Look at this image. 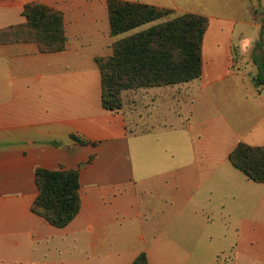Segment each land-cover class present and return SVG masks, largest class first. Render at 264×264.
Masks as SVG:
<instances>
[{
    "label": "crops",
    "instance_id": "0c3cea01",
    "mask_svg": "<svg viewBox=\"0 0 264 264\" xmlns=\"http://www.w3.org/2000/svg\"><path fill=\"white\" fill-rule=\"evenodd\" d=\"M123 1L210 20L202 78L168 87V104L155 88L149 126L135 133L136 100L119 112L102 104L96 60L125 37L111 36L109 0H0V29L39 3L64 14L68 39L49 54L0 45V264H133L143 252L149 264H264V184L229 160L241 142L264 146L258 68L253 56L254 73L232 67L256 0ZM37 169L80 173V213L63 229L32 212Z\"/></svg>",
    "mask_w": 264,
    "mask_h": 264
},
{
    "label": "trees",
    "instance_id": "16d2710c",
    "mask_svg": "<svg viewBox=\"0 0 264 264\" xmlns=\"http://www.w3.org/2000/svg\"><path fill=\"white\" fill-rule=\"evenodd\" d=\"M113 54L97 58L102 77V104L111 112L123 109L124 91L173 87L191 83L203 76V46L209 18L196 14L172 17L147 29L143 27L174 15L170 9L123 0L108 2ZM25 24L0 29V45L34 43L41 53H59L67 49L64 14L39 3L24 7ZM139 30L135 33H132ZM253 61L258 74L253 83L264 88V28L255 44ZM236 64V63H235ZM75 140L82 144L86 141ZM231 164L250 181L264 184V146L244 142L229 156ZM39 194L32 212L52 226L63 229L80 213L81 183L78 170H36ZM133 264H149L141 253Z\"/></svg>",
    "mask_w": 264,
    "mask_h": 264
},
{
    "label": "rangeland",
    "instance_id": "374dc122",
    "mask_svg": "<svg viewBox=\"0 0 264 264\" xmlns=\"http://www.w3.org/2000/svg\"><path fill=\"white\" fill-rule=\"evenodd\" d=\"M250 14H251V17L249 19H246L245 20V27L244 28H240V29H236L235 31V36H234V41H235V44H234V48H233V51H232V67L236 68L237 67H241V68H249V70H253V73L256 70V67L254 66V64L252 63V56H253V42L251 44V47L249 48V50L247 51V53H244L242 54L241 53V45L244 41L245 38H248L250 39L251 41H253V39H257L258 36L260 35L261 33V29L262 27H264V8L261 7V4L259 2V0H256V4L253 2L251 3L250 5ZM221 14V13H220ZM223 14V12H222ZM225 14V13H224ZM176 15H172L171 17H167V18H164L158 22H155L153 24H149L147 25L146 27H144L143 29H147L155 24H158V23H162L164 21H167L169 19H171L172 17H175ZM180 16V15H179ZM242 58V61H239V58ZM236 63V64H235ZM250 65L248 67V65ZM252 77H253V74L251 73L250 74ZM251 78V77H250ZM181 85H184V84H181ZM177 86H180V85H177ZM175 87V86H173ZM248 87V86H247ZM161 92H160V98L162 99V97L164 98H167L166 100V103L168 104L169 100H168V97H171L173 95L176 94V91H174V89H177V88H168V87H162L160 88ZM152 91H156L155 88H147V89H139V90H129V91H124L122 92L121 94V97H122V101H123V109H125V105L128 104L131 100H136L134 101L133 106H137V113L138 115L141 117V118H138L137 119H134L133 122L129 123L130 125V128L131 130L135 133V132H142L143 130H145V128H148L149 125H146L142 122V120H146V118H144L143 116H146L148 114V111L149 109H151V105L152 103L150 104H147V107H143L146 102L150 101V98H152L153 96H155L156 98L159 97V95L156 96V93H153ZM259 91V94L262 95L264 93V88H260L258 89ZM249 95V93H248ZM220 101L221 99L218 98ZM240 99V97H239ZM227 100H229L228 98H226L225 100H223L224 102H226ZM144 102V103H143ZM221 104V102H219V105ZM162 111L165 112V108L162 109ZM246 112H248V114L251 115V113H253L252 109L251 108H248L246 110ZM148 116V115H147ZM223 259H227L230 254L228 255H223Z\"/></svg>",
    "mask_w": 264,
    "mask_h": 264
},
{
    "label": "clouds",
    "instance_id": "9594fccd",
    "mask_svg": "<svg viewBox=\"0 0 264 264\" xmlns=\"http://www.w3.org/2000/svg\"><path fill=\"white\" fill-rule=\"evenodd\" d=\"M252 41L248 38H245L241 47V53H247V51L249 50V48L251 47Z\"/></svg>",
    "mask_w": 264,
    "mask_h": 264
}]
</instances>
